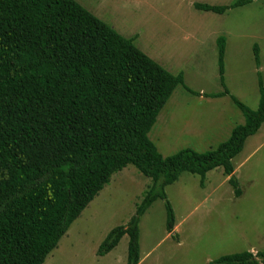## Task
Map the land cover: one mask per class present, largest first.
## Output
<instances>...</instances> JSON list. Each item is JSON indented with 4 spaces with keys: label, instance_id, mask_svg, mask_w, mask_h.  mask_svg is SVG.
<instances>
[{
    "label": "trees",
    "instance_id": "16d2710c",
    "mask_svg": "<svg viewBox=\"0 0 264 264\" xmlns=\"http://www.w3.org/2000/svg\"><path fill=\"white\" fill-rule=\"evenodd\" d=\"M255 0L229 5L194 3L224 14ZM76 0H0V264H44L71 225L111 177L127 165L152 181L132 218L101 243L105 255L128 235V264L140 261L139 223L158 199L165 202L167 231L175 212L166 192L182 173L205 178L222 167L238 198L243 194L233 159L264 123V82L251 109L225 83L226 39L218 37L223 90L200 93ZM261 68L260 49L254 45ZM182 86L208 98L229 96L244 123L204 152L191 147L164 156L149 133ZM209 264H264V250L223 255Z\"/></svg>",
    "mask_w": 264,
    "mask_h": 264
},
{
    "label": "rangeland",
    "instance_id": "374dc122",
    "mask_svg": "<svg viewBox=\"0 0 264 264\" xmlns=\"http://www.w3.org/2000/svg\"><path fill=\"white\" fill-rule=\"evenodd\" d=\"M166 70L183 72L185 83L198 92L223 90L217 39H226L225 83L251 109L260 100L258 71L264 82V0L230 9L224 14L199 11L194 3L229 5L236 0H76ZM260 49L258 69L254 45ZM216 122L215 125H211ZM244 123L242 112L229 96L219 100L194 95L178 86L149 133L164 156L191 147L215 149L233 128ZM250 137L233 159L243 194L234 195L222 167L201 176L182 173L167 186L180 244L166 237L165 202L156 200L140 223L145 264H209L227 254L264 250V127ZM152 181L135 166L115 173L103 190L73 223L63 244L73 239L95 248L113 228L135 214ZM127 242L118 252L126 253Z\"/></svg>",
    "mask_w": 264,
    "mask_h": 264
},
{
    "label": "crops",
    "instance_id": "0c3cea01",
    "mask_svg": "<svg viewBox=\"0 0 264 264\" xmlns=\"http://www.w3.org/2000/svg\"><path fill=\"white\" fill-rule=\"evenodd\" d=\"M200 93L202 94L203 92L200 91ZM204 93H206V92H204ZM201 96H203V95H201ZM222 98H224V97L212 98V99L216 101V100H219V99H222ZM215 124H216V122H213L211 125H215ZM263 127H264V123L262 124V126L260 127L258 132L256 134L252 135V136H258L260 134V132H262L261 130H262ZM252 136H250V137H252ZM250 137H248L247 140ZM147 211L145 212L143 217L146 215ZM143 217L141 218V220L143 219ZM140 223H141V221H140ZM140 223H139V230H140V237H139L140 238V240H139V244H140V261H139L138 264H145V262L150 258L152 251L149 250L147 253H145V254L143 253V237H142V231H141V228H140ZM70 228H69L68 232L65 234V236L70 232V230H71ZM177 230H178L177 229V223L175 222L174 232L176 234V238H174L172 236V234L169 233V232L167 233L166 237L171 238L172 240H174V242H177V245H179L180 244V242H179L180 240H179V237H178ZM108 233L105 234L104 238L99 241L98 245L95 248L85 247V246H83L82 242H78L77 243V242L73 241V239L70 240L67 244L66 243L63 244L62 247H61V243H62L63 239L68 237V236L67 237L63 236V238L60 240L58 246L48 255V257L46 258L44 264H128V247H129L130 238H129V236L127 234L124 235L121 238V240L119 241L117 246L115 248H113L110 252H108L105 255H99L98 254V249H99L101 243L103 242V240L108 235ZM124 242H125V244L127 242V246H126L127 251H126V253H123V255H120L118 250H119L121 244H123V246H124ZM249 251L256 253L257 249L251 248Z\"/></svg>",
    "mask_w": 264,
    "mask_h": 264
}]
</instances>
